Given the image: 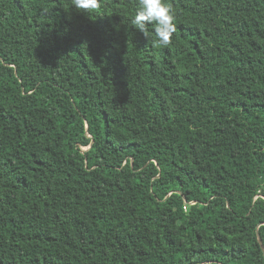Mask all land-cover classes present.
<instances>
[{
    "label": "trees",
    "instance_id": "16d2710c",
    "mask_svg": "<svg viewBox=\"0 0 264 264\" xmlns=\"http://www.w3.org/2000/svg\"><path fill=\"white\" fill-rule=\"evenodd\" d=\"M0 0V264H264V0Z\"/></svg>",
    "mask_w": 264,
    "mask_h": 264
},
{
    "label": "clouds",
    "instance_id": "9594fccd",
    "mask_svg": "<svg viewBox=\"0 0 264 264\" xmlns=\"http://www.w3.org/2000/svg\"><path fill=\"white\" fill-rule=\"evenodd\" d=\"M101 0H71V7L90 13L101 8ZM175 11L167 0H137V10L131 19L136 29L147 36V26L155 25L154 46H168L176 31Z\"/></svg>",
    "mask_w": 264,
    "mask_h": 264
},
{
    "label": "water",
    "instance_id": "95a60500",
    "mask_svg": "<svg viewBox=\"0 0 264 264\" xmlns=\"http://www.w3.org/2000/svg\"><path fill=\"white\" fill-rule=\"evenodd\" d=\"M259 241H260V243H261V246H262V249H263V251H264V243H263V240H262V238L259 236Z\"/></svg>",
    "mask_w": 264,
    "mask_h": 264
}]
</instances>
